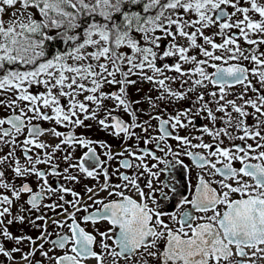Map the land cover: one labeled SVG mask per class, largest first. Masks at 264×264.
I'll return each instance as SVG.
<instances>
[{
	"label": "snow or ice",
	"instance_id": "1",
	"mask_svg": "<svg viewBox=\"0 0 264 264\" xmlns=\"http://www.w3.org/2000/svg\"><path fill=\"white\" fill-rule=\"evenodd\" d=\"M0 264H264V0H0Z\"/></svg>",
	"mask_w": 264,
	"mask_h": 264
},
{
	"label": "flooded vegetation",
	"instance_id": "2",
	"mask_svg": "<svg viewBox=\"0 0 264 264\" xmlns=\"http://www.w3.org/2000/svg\"><path fill=\"white\" fill-rule=\"evenodd\" d=\"M177 176H178V177L180 176V173H179V172L177 173ZM184 182H185V181H183V180L181 181V183H184Z\"/></svg>",
	"mask_w": 264,
	"mask_h": 264
}]
</instances>
